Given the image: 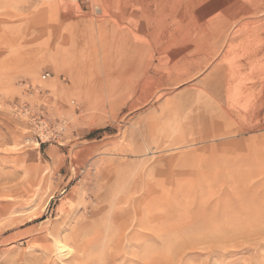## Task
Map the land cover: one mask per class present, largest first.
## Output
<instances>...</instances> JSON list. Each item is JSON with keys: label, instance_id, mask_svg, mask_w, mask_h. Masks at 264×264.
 Listing matches in <instances>:
<instances>
[{"label": "rangeland", "instance_id": "rangeland-1", "mask_svg": "<svg viewBox=\"0 0 264 264\" xmlns=\"http://www.w3.org/2000/svg\"><path fill=\"white\" fill-rule=\"evenodd\" d=\"M0 264H264V0H0Z\"/></svg>", "mask_w": 264, "mask_h": 264}, {"label": "bare ground", "instance_id": "bare-ground-1", "mask_svg": "<svg viewBox=\"0 0 264 264\" xmlns=\"http://www.w3.org/2000/svg\"><path fill=\"white\" fill-rule=\"evenodd\" d=\"M256 9H258V8H256ZM256 9H255V10H256ZM230 21H231V20H230ZM230 21H228V22L222 24V25L218 28V31H217V32L219 33V35L221 34L222 29H223L225 26H227V25L229 24ZM219 35H218V36H219ZM58 247H59V249L62 250V251L69 249L67 245H65V244H63V243H61V242L59 243V246H58Z\"/></svg>", "mask_w": 264, "mask_h": 264}]
</instances>
